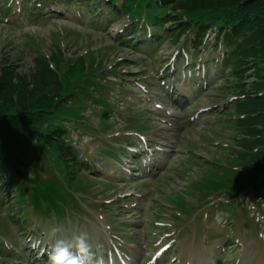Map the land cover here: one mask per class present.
<instances>
[{"label":"rangeland","instance_id":"1","mask_svg":"<svg viewBox=\"0 0 264 264\" xmlns=\"http://www.w3.org/2000/svg\"><path fill=\"white\" fill-rule=\"evenodd\" d=\"M81 3L50 2L38 18L30 17V13L21 16L17 7L5 15L0 8L3 64L8 59L29 72L35 55L54 54L60 45V71L84 57L86 71H94V80L106 75L123 80L120 86L107 82L106 92L99 91L116 111L110 113V125L102 121V109L91 100L84 105L80 97L70 96L63 106L69 139L78 158L89 160L86 172L66 174L56 157L49 158L32 146L18 152L16 164L22 173L15 172L13 188L3 187L0 195V251L8 255L6 259L0 255V264H43L42 259L49 261L56 240L71 241L80 234H86L91 245L90 264H97L94 258L98 262L107 258L114 244L130 255L128 264H155L149 260L161 241L167 240L171 246L156 264H251L252 253L256 256L257 250L261 262L257 264H264V187L230 200L227 188L217 191L208 183L211 172L223 181L237 176L234 172L246 178L243 167L248 158L243 163L232 158L237 155L234 150L238 144L233 137L237 130L224 118L214 125L211 113L233 97L228 83L220 79L224 73L216 75L217 67H213L209 83L198 82L194 87L188 85V70L186 77L176 76L180 82L177 93L171 95L161 78L172 61L186 63L185 57L171 58L179 45L168 38L144 43L138 49L127 47L122 43L129 37L126 19L112 24L107 21L108 7L100 6L101 14L92 15ZM18 5L16 1L14 6ZM31 38L38 42L34 50L29 46ZM213 57L217 54L211 53L210 59ZM195 61L198 67L200 57ZM161 67L165 69L159 72ZM138 110H146L137 122L147 128L142 131L144 139L133 127L126 129L133 122L130 119L140 114ZM114 134L130 136L140 147L131 149L144 154L134 157L131 149L125 148L129 158L103 157L99 153L108 150V145L117 146ZM128 160L134 164L131 173L123 170ZM204 175L206 185L200 184ZM22 213L28 219L20 220ZM158 223L165 228L157 227ZM57 227L61 230L53 234ZM228 238L230 245L239 244L240 248L229 252L227 259H220L224 252L219 247ZM236 238L242 245L233 242ZM213 251L215 260L211 258Z\"/></svg>","mask_w":264,"mask_h":264},{"label":"trees","instance_id":"2","mask_svg":"<svg viewBox=\"0 0 264 264\" xmlns=\"http://www.w3.org/2000/svg\"><path fill=\"white\" fill-rule=\"evenodd\" d=\"M118 1L120 7L116 6ZM107 4L120 17L130 15L138 19L145 14L144 9L150 11V23L169 36L175 35L174 40L193 30L199 44L211 26L219 28V38L223 36L231 49L225 61L228 76L221 79L231 83L227 86L231 93L244 96L225 110L230 116L228 124L239 135L237 143L241 150L232 158H240L242 163L245 157L249 160L244 163L246 178L234 172L237 176L233 173L228 181H223L211 172L208 183L210 188L227 186L233 192L259 184L260 174L264 173V0H110ZM60 59L63 58L58 55L50 59L37 55L29 72L8 59L4 64L0 62V193L5 186L13 188L11 168L17 166L18 152L28 146L35 148L40 140L67 167L80 165L67 140V129L57 120L64 113L63 103L68 97L76 96L78 90L89 95L83 86L96 82L90 78L92 71H86L84 57L70 63L64 72L60 71ZM231 115L236 117L231 120Z\"/></svg>","mask_w":264,"mask_h":264},{"label":"clouds","instance_id":"3","mask_svg":"<svg viewBox=\"0 0 264 264\" xmlns=\"http://www.w3.org/2000/svg\"><path fill=\"white\" fill-rule=\"evenodd\" d=\"M60 230L57 227L52 232L55 234ZM91 259V245L86 234L75 235L71 241L56 240L49 253V264H90Z\"/></svg>","mask_w":264,"mask_h":264}]
</instances>
